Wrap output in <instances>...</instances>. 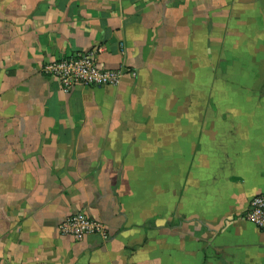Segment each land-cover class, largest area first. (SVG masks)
Returning a JSON list of instances; mask_svg holds the SVG:
<instances>
[{
    "label": "crops",
    "instance_id": "crops-1",
    "mask_svg": "<svg viewBox=\"0 0 264 264\" xmlns=\"http://www.w3.org/2000/svg\"><path fill=\"white\" fill-rule=\"evenodd\" d=\"M91 51L119 86L43 73ZM260 194L264 0H0V264H264Z\"/></svg>",
    "mask_w": 264,
    "mask_h": 264
},
{
    "label": "built area",
    "instance_id": "built-area-1",
    "mask_svg": "<svg viewBox=\"0 0 264 264\" xmlns=\"http://www.w3.org/2000/svg\"><path fill=\"white\" fill-rule=\"evenodd\" d=\"M127 69H104L98 62L95 51L80 53L54 61L43 68V73L69 92L77 86L90 87H117L121 84ZM243 219L264 231V194L255 196ZM59 233L63 237L82 242L89 236L107 238L105 226L99 220L86 213L80 212L68 218L60 227Z\"/></svg>",
    "mask_w": 264,
    "mask_h": 264
}]
</instances>
